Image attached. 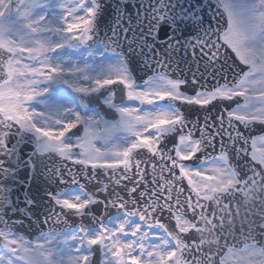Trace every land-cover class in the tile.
Listing matches in <instances>:
<instances>
[{
  "label": "snow or ice",
  "instance_id": "6c2138e0",
  "mask_svg": "<svg viewBox=\"0 0 264 264\" xmlns=\"http://www.w3.org/2000/svg\"><path fill=\"white\" fill-rule=\"evenodd\" d=\"M0 264H264V0H0Z\"/></svg>",
  "mask_w": 264,
  "mask_h": 264
},
{
  "label": "water",
  "instance_id": "95a60500",
  "mask_svg": "<svg viewBox=\"0 0 264 264\" xmlns=\"http://www.w3.org/2000/svg\"><path fill=\"white\" fill-rule=\"evenodd\" d=\"M105 22H102V26L104 25ZM185 35H188V33L186 32ZM238 63V62H237ZM243 67V66H241ZM140 75H143V73H140ZM229 79H231V74H229ZM223 82V81H221ZM214 83L213 81H209V84ZM188 92H191V89L188 88L186 89ZM222 111L221 108H216L213 112L212 115L213 117H215L218 113H220ZM196 113L193 112L191 114L192 118H195ZM224 115L226 116V113H224ZM201 119H203V117L201 116ZM16 179L18 181V183H13L12 181H7L6 183L9 184V186L12 188V191L10 193L11 195V199L16 202L17 198H19V203L20 206L23 207V200L25 198V192L27 191L33 198H36L38 195L39 196H43L44 194V190L45 188H47V190L52 191V192H56L59 189H62L65 187V185H59L58 183H54V184H49L47 183V181L45 180L44 175L42 174H37L33 177L30 178L29 175V171L27 169H21L19 172H17L16 174ZM89 187H92L91 185H89ZM101 198H103V194L101 193ZM45 199H47V197H45ZM39 203V201H38ZM37 211H42V209H37ZM109 215H115L114 210H109ZM87 223V221H85ZM78 221L74 220L73 218L69 217V225L73 228L78 226ZM57 227L59 228H63L64 225L60 224L57 225ZM20 231L24 232L25 234H27L29 237H32L35 235V233L38 231V229H36L35 227H33V229L31 231H29L28 229H20Z\"/></svg>",
  "mask_w": 264,
  "mask_h": 264
}]
</instances>
